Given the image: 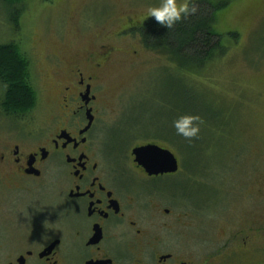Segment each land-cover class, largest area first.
I'll list each match as a JSON object with an SVG mask.
<instances>
[{
    "label": "rangeland",
    "instance_id": "374dc122",
    "mask_svg": "<svg viewBox=\"0 0 264 264\" xmlns=\"http://www.w3.org/2000/svg\"><path fill=\"white\" fill-rule=\"evenodd\" d=\"M159 2L23 0L12 16L0 0V45L16 43L27 55L37 92L35 105L19 113L27 121L22 122L25 134L19 139L9 130L8 116L14 114L5 112L0 103V154L15 142L27 147L46 140L50 133L47 104L56 95L57 70L77 64L92 69L102 53L110 52L103 72H98L102 77L98 79L100 124L106 132L101 151L131 163L135 144L156 141L176 154L180 169L162 181L165 198L170 190L177 196L170 219L178 223L165 227V238L169 249L180 251L194 247L196 224H241L258 209L264 217V197L260 198L264 192L258 185L262 173L258 165L264 166V0H234L219 11L216 28L228 48L221 59L196 71H180L165 53L148 48L138 29L123 31L128 18L143 25L152 16L148 8ZM109 45L114 46L112 51ZM55 54L63 60L62 66ZM4 93L0 82V98ZM201 95L212 107L223 109L227 128L210 133L212 128L201 123L196 137L183 138L185 149L170 145L174 138L169 132L176 130L171 111L206 117ZM10 174L5 175L0 164V224H22L25 206L12 210L8 201L13 193ZM56 195L54 188L38 193L35 205L45 218L36 221L29 216L25 224H66ZM251 195L254 203L248 204ZM183 211L187 217H180ZM180 221L191 225L185 227Z\"/></svg>",
    "mask_w": 264,
    "mask_h": 264
},
{
    "label": "flooded vegetation",
    "instance_id": "af4514ba",
    "mask_svg": "<svg viewBox=\"0 0 264 264\" xmlns=\"http://www.w3.org/2000/svg\"><path fill=\"white\" fill-rule=\"evenodd\" d=\"M128 20L123 31L142 26ZM109 46L112 51L114 46ZM55 56L62 66L63 60ZM109 56L110 52L102 53L92 69L77 64L57 70L56 95L47 104L50 133L46 140H24L30 144L27 147L15 142L1 151L0 164L5 175L11 171L13 181L10 207L19 211L24 205L25 211L22 224H0V264H264L260 209L241 224H196L193 248H168L165 227L178 223L170 219L177 196L170 190L165 198L162 179L175 172L151 174L133 152L128 163L101 151L106 132L100 124L98 79L102 80ZM8 117L9 130L21 138L25 115ZM149 142L159 144L142 142L132 149ZM258 170L262 172L258 185L264 192V166L258 165ZM48 188L57 191L66 224H25L29 216L36 221L45 218L41 212L38 215L35 198ZM252 202L254 196H247L246 203ZM179 215L184 218L188 213Z\"/></svg>",
    "mask_w": 264,
    "mask_h": 264
},
{
    "label": "trees",
    "instance_id": "16d2710c",
    "mask_svg": "<svg viewBox=\"0 0 264 264\" xmlns=\"http://www.w3.org/2000/svg\"><path fill=\"white\" fill-rule=\"evenodd\" d=\"M2 1L8 8V14L13 12L12 16H15L19 9L18 5L23 0ZM233 1L198 0V11L177 21L172 28L159 23L154 16H150L139 28L141 41L148 48L165 53L180 71L204 69L208 66L207 64L221 59L226 53L228 46L222 44L223 33L217 30L216 24H219V11L228 7ZM229 34L237 36L234 31H230ZM0 82L5 90L0 98L5 112L16 115L35 105L37 92L32 82L30 61L16 43L0 45ZM199 100L207 108L206 117L202 118V125L211 127L210 133L224 131L223 128H227L228 121L224 118L223 109L212 107L203 95ZM179 115L173 111L170 113L173 121ZM169 133L167 134L174 138L170 145H179L183 148L182 140L186 137L177 133L176 130ZM167 136L165 134V138L169 137Z\"/></svg>",
    "mask_w": 264,
    "mask_h": 264
},
{
    "label": "clouds",
    "instance_id": "9594fccd",
    "mask_svg": "<svg viewBox=\"0 0 264 264\" xmlns=\"http://www.w3.org/2000/svg\"><path fill=\"white\" fill-rule=\"evenodd\" d=\"M197 11V0H160L157 5L149 7L147 13L159 23L172 28L177 21ZM202 122L198 113L183 112L173 121V125L177 133L192 138L199 134Z\"/></svg>",
    "mask_w": 264,
    "mask_h": 264
},
{
    "label": "water",
    "instance_id": "95a60500",
    "mask_svg": "<svg viewBox=\"0 0 264 264\" xmlns=\"http://www.w3.org/2000/svg\"><path fill=\"white\" fill-rule=\"evenodd\" d=\"M136 160L142 164L149 173L176 172L179 169V161L176 154L169 148L157 143H146L132 149Z\"/></svg>",
    "mask_w": 264,
    "mask_h": 264
}]
</instances>
